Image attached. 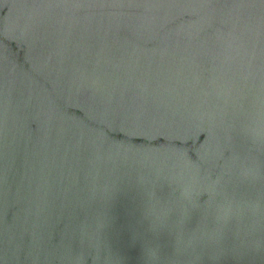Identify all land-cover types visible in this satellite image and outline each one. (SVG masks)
Masks as SVG:
<instances>
[{"label":"water","instance_id":"1","mask_svg":"<svg viewBox=\"0 0 264 264\" xmlns=\"http://www.w3.org/2000/svg\"><path fill=\"white\" fill-rule=\"evenodd\" d=\"M0 264H264V0H0Z\"/></svg>","mask_w":264,"mask_h":264}]
</instances>
